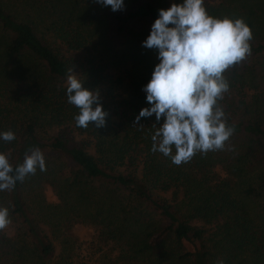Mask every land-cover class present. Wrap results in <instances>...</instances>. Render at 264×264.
Returning a JSON list of instances; mask_svg holds the SVG:
<instances>
[{"label": "trees", "instance_id": "trees-1", "mask_svg": "<svg viewBox=\"0 0 264 264\" xmlns=\"http://www.w3.org/2000/svg\"><path fill=\"white\" fill-rule=\"evenodd\" d=\"M124 3L0 0V131L15 134L0 152L14 169L31 149L45 160L0 191V264H73L72 243L56 258L41 227L57 238L77 224L96 233L94 264H264V0H204L214 17L244 19L251 53L223 73L224 148L180 165L151 151L154 116L134 124L158 62L141 41L170 0ZM71 70L99 93L104 127L76 125Z\"/></svg>", "mask_w": 264, "mask_h": 264}, {"label": "clouds", "instance_id": "clouds-1", "mask_svg": "<svg viewBox=\"0 0 264 264\" xmlns=\"http://www.w3.org/2000/svg\"><path fill=\"white\" fill-rule=\"evenodd\" d=\"M111 11L123 10L124 0H95ZM252 31L243 18L214 17L208 14L204 0H170L167 8L157 9V16L141 46L155 49L157 63L142 86L147 106L141 107L134 124L141 118H155L156 131L151 151L169 157L180 165L197 152L223 149L233 133L223 109L218 105L229 84L223 73L251 53ZM67 102L79 109L74 116L80 128L90 124L105 126L108 113L103 110L99 93L83 86L77 74L67 75ZM15 139L12 130L0 131V141ZM174 149V151H173ZM45 160L39 149H31L15 169L9 157L0 152V191L15 187ZM9 209L0 206V230L9 223ZM216 264H223L219 260Z\"/></svg>", "mask_w": 264, "mask_h": 264}, {"label": "rangeland", "instance_id": "rangeland-1", "mask_svg": "<svg viewBox=\"0 0 264 264\" xmlns=\"http://www.w3.org/2000/svg\"><path fill=\"white\" fill-rule=\"evenodd\" d=\"M47 192V198L49 199V201L53 202L55 199L49 193V190ZM41 228L44 234L47 235L49 242L54 246L56 258L58 257L62 249L60 242L63 244V246L64 244H66L67 246H71L70 243H72L73 248L71 252L73 253V256L71 261L73 264L95 263V255L92 253L89 247L91 245L90 242L93 238H95L96 233L89 226L81 224L73 225L69 228V230L65 229L64 232L66 233L64 235L59 234L57 238L55 237L56 235L52 234V232L47 227L42 226ZM103 250L108 251V248L106 246H103Z\"/></svg>", "mask_w": 264, "mask_h": 264}]
</instances>
